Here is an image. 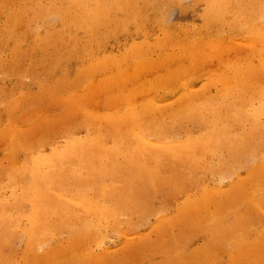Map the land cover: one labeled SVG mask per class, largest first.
<instances>
[{
	"label": "rangeland",
	"instance_id": "1",
	"mask_svg": "<svg viewBox=\"0 0 264 264\" xmlns=\"http://www.w3.org/2000/svg\"><path fill=\"white\" fill-rule=\"evenodd\" d=\"M217 1L0 0V264H53L51 258L55 253L48 251L65 249L67 243L77 240L73 229L78 226L76 219H69L64 226H58L57 221L59 228H54L42 245L43 253L29 257L24 230L31 227L32 206L29 195L23 203L16 200L25 191L31 193L27 178H22L26 162L31 167L24 175L30 178V171L35 170L33 161L51 158L55 151L62 153L73 138H89L95 129L91 125L105 126L118 108L140 109L141 104L152 99L164 111L175 113L165 120L170 135L177 140H185L187 135L198 137L207 126L189 120L185 113H177L183 111L182 106L223 102L234 95V91L228 93L230 83L225 79L232 75L235 66L258 68L264 62V54L254 50L247 36L242 35L247 19L241 14L236 20L235 14L237 7L250 16L263 5V0H236L230 3L225 23H210L208 9ZM104 8L109 10V23L96 28V32L87 31L82 23ZM210 39L215 44L205 54L193 52L188 45L194 42L202 47ZM135 47L146 48L145 57L155 67L139 80L135 78L123 85L116 103L109 104L107 97L115 90H103L100 86L119 72L134 74L135 62L130 56ZM168 55L179 57V63L167 61ZM178 66L184 68V74L170 72ZM81 71L92 73L91 78L84 77L72 85ZM156 77L164 83L151 91L146 83ZM182 79L189 80V84ZM261 80L254 79L250 91H258ZM63 82H69V86L62 88ZM185 93L191 96L183 98ZM245 96L249 100L251 95ZM118 103L116 107L114 104ZM259 103L255 99V105ZM211 119L209 115L207 120ZM248 122L233 124L231 135L240 139L241 134L251 132ZM261 123L263 129L241 146L242 154L233 162L236 167L232 172L224 173L223 178L219 174L227 165L221 163V157L233 160L227 149L206 153L204 161L212 163L219 172L199 168L197 184L184 181L171 163L162 177L175 181L147 185L138 193L134 208L118 211V228L113 229L111 224L99 226L100 239L92 236L80 244L78 255L58 258L54 264H91L89 261L97 258L102 260L99 264H245L246 257H239L248 251H239L240 242L236 239L225 241L226 237L213 234L212 224L215 219L232 226L240 221L243 226L234 228L239 239L262 247L256 237L264 231V181L250 178L254 165L264 155V115ZM108 145L112 146L110 138ZM239 180L244 183L241 187ZM42 181L43 178L38 179ZM110 183L109 179H102V185ZM40 186L45 189L46 185ZM206 193L224 205L211 203L207 214L200 210L180 211L188 198H202ZM48 194L72 205L79 214L84 215L89 208L75 189L53 184ZM87 197L92 199L96 213L116 205L109 197L103 201L96 186L87 192ZM124 206H130V202L126 201ZM78 232L87 231L83 228ZM219 243L223 247L218 248ZM260 254L258 264H264L262 250Z\"/></svg>",
	"mask_w": 264,
	"mask_h": 264
},
{
	"label": "bare ground",
	"instance_id": "2",
	"mask_svg": "<svg viewBox=\"0 0 264 264\" xmlns=\"http://www.w3.org/2000/svg\"><path fill=\"white\" fill-rule=\"evenodd\" d=\"M235 1L236 0H219L216 4H212V6L209 5L210 8L208 9L207 21L210 23L217 21L225 23V16L231 6L230 3ZM128 6H130V4ZM108 11V8H104L94 12L90 21L82 23L83 26L89 32H96V28L98 29V27L106 26L109 23ZM246 13L245 9L235 8L236 18L243 14L247 19L246 22L244 21L245 23H243L244 29L242 30V35H246L253 49L263 55L264 0L263 5L250 13V16ZM236 20L239 19L237 18ZM167 38L168 41H171L170 37ZM181 44L184 45L185 43L182 42ZM214 44L215 42L210 39L203 42L202 47L194 42L188 45L192 47L193 52L200 51L202 54H205ZM146 51V48L135 47L131 52L133 55L130 57L133 62H135V67L133 68L134 74L130 75L127 72H119L109 77L108 80L100 86L103 90H115L113 94L107 97L110 100L109 104L116 103L115 100L123 85L133 81L135 78L138 79L150 68L154 69L155 65L149 61L147 56L145 57ZM106 60L109 62L110 59ZM166 60L179 63V57L173 55H168ZM102 66L103 64L101 67ZM106 67L104 70H106ZM114 67L112 66L111 69ZM235 67L232 69V75L225 79L227 84L230 83V86L227 87V91L228 93L234 91L233 96L229 95L221 103L205 102L186 104L182 106L183 111L177 112L185 113L188 115L189 120L198 121L207 126V130L198 137L187 135L185 140H177L175 136L170 135V128L165 120L167 117H170L167 115L175 113L164 111L161 106L154 103L152 99V101L141 104L140 109L129 107L126 110H120L118 108L112 113L113 115L105 126L91 125L95 129L91 132L89 138H73L62 153L55 151L51 158L47 159L46 157H40L33 161L35 162V170L30 171V178L24 175V172L29 171L31 167L29 163L26 162L22 167V170H24V172L22 171V178H27L31 193L25 191L24 194L16 200L18 203H23V200L29 195L28 199L32 206L30 214L32 221L31 227L24 230L27 238L29 257L31 255L43 253L40 249L43 244L45 245L49 237L52 236L53 229L68 224L69 219H76L78 221V226H73L77 240L67 243L65 249H58L57 251H53L55 249H50L48 253H55L52 256L53 259L51 258L53 264L58 258L68 259V256L78 255L81 243H85V241L92 238V236L96 239H100L102 233L100 228H98L99 226L111 224L113 229L118 228V211L122 208L128 210L134 208L136 206V199H138V193L142 191L143 188L150 184L159 185L171 180L175 181L174 178L171 177H162V172L166 169H170L171 163H173L174 170L177 174L184 178V181L197 184L198 179L196 178V172L199 168H206L211 172H219V169L214 167L212 163L204 161L206 153L212 151L218 153L222 149H227L234 161L231 159L226 160L221 157V163H226L227 165H221L224 166L225 169L219 172V174H221L223 178L224 173L227 175L232 172L236 167V164L233 162H237L238 157L242 154L241 146L243 144L245 145V142L250 138L255 137V132L263 129L261 118L264 115V62L258 68L251 67L250 65ZM96 69V67L92 68L93 71ZM183 69L184 68L178 66L175 70L170 69L171 71H169L175 75H181L185 73ZM194 69L192 71H194ZM99 70L101 72V69ZM84 71L79 73L78 79L72 82V85L80 83L84 77L86 79L91 78L89 76H91L92 73H85ZM261 78L262 84L260 89L258 91H250L252 81ZM184 82L189 84V80H184ZM163 83L164 81L162 78L156 77L153 80H148L146 84L149 90L155 91L159 89ZM60 86L66 88L69 86V82H63ZM168 90L169 89H167V91ZM247 93L251 95L249 96V100H245V95ZM183 96V98H185L191 95L185 93ZM255 99L260 100L258 106L255 105ZM82 103L85 104L84 101ZM114 105L118 107L120 103ZM166 108L167 107H165V109ZM209 115L212 116L210 121L207 120ZM177 121L182 123L183 120L177 119ZM246 121H249L251 132L241 134L240 139L231 135L230 127L233 124L243 125ZM109 138L112 140V146L108 145ZM21 149H23V147ZM260 159L259 164L254 165V171L250 176L251 181H264V155L261 156ZM43 167L48 168L45 170ZM39 178H43V181L38 182ZM103 178L109 179L111 183L109 185H102ZM238 182H240L238 187L244 184L242 180ZM41 183H44L47 187L45 186V189H41ZM134 183L136 184L133 185ZM53 184L62 186L63 188L67 187L69 190L75 189L80 198L86 200L88 203L89 208H87L85 214H79L78 210L72 205L59 198L51 197L48 192L49 187ZM94 186L97 187L100 195L102 194L103 201L109 197L115 201L116 205L105 208L102 213H96L95 209L92 207V199L87 197V192ZM202 196V198H188L186 203L180 207V211L200 210V212L207 214L208 206L211 203H219L217 205L220 206L224 205L223 201H215V198L210 193H206ZM126 201L130 202V206H124ZM57 221L58 226L56 223ZM212 226L213 234L226 237L225 241L236 239L235 241L240 242L238 250L241 252L248 251L246 254L244 252V254L239 257V259H243L244 256L246 257L245 264L261 263L260 251L262 250L264 253V231L260 232L256 237L262 242L261 249L259 246L254 247L249 240L239 239L240 236L236 235L234 228L243 226V223L240 221H237L236 225L232 226L231 224H223L221 220L215 219ZM82 227L87 232L79 233V230H83ZM241 228H245V226L238 229ZM10 229L12 228L10 227ZM221 247H223V244L219 243L218 248ZM89 262L91 264H99L102 260L97 258Z\"/></svg>",
	"mask_w": 264,
	"mask_h": 264
}]
</instances>
